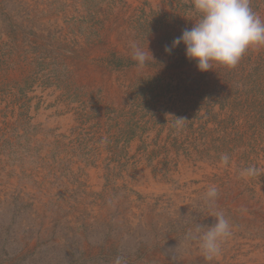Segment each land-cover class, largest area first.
I'll use <instances>...</instances> for the list:
<instances>
[{"label":"rangeland","instance_id":"1","mask_svg":"<svg viewBox=\"0 0 264 264\" xmlns=\"http://www.w3.org/2000/svg\"><path fill=\"white\" fill-rule=\"evenodd\" d=\"M197 18L192 0H0V264H264V47L201 73L165 52ZM214 209L232 235L208 260L185 237Z\"/></svg>","mask_w":264,"mask_h":264},{"label":"clouds","instance_id":"2","mask_svg":"<svg viewBox=\"0 0 264 264\" xmlns=\"http://www.w3.org/2000/svg\"><path fill=\"white\" fill-rule=\"evenodd\" d=\"M192 5L198 18L165 48L166 53L183 44L186 58L195 62L198 71L206 73L215 66L233 68L249 50L264 47V20L253 11L250 0H192ZM131 55L138 67L146 63L149 55L154 60L148 47L145 50L135 44L131 45ZM168 116L173 118L178 130L188 122L185 117ZM222 159L228 162L227 155ZM246 171L251 174L255 170ZM217 196V187L210 185L206 193L209 207L215 205ZM212 215L215 217L212 225L197 223L185 237L199 241L208 260L221 254L222 245L232 235L230 221L223 210L214 209ZM113 264H127V260L117 256Z\"/></svg>","mask_w":264,"mask_h":264},{"label":"bare ground","instance_id":"3","mask_svg":"<svg viewBox=\"0 0 264 264\" xmlns=\"http://www.w3.org/2000/svg\"><path fill=\"white\" fill-rule=\"evenodd\" d=\"M51 101V100H50ZM60 104V103H59ZM50 111V110H49ZM42 112V111H41ZM39 113H40V111H39ZM42 114V113H41ZM39 115V114H38ZM43 115V114H42ZM44 116H46V115H44ZM37 117V116H36ZM39 118V117H38ZM35 119V118H34ZM42 120H43V118H41ZM54 119V118H53ZM37 121V120H36ZM51 122H53V121H51ZM56 122V121H55ZM60 122V121H59ZM57 123V122H56ZM55 123V124H56ZM60 123H62V124H64L63 122H60ZM50 125V124H49ZM54 125V124H53ZM47 126V125H46ZM60 126V125H59ZM62 126V125H61ZM60 126V127H61ZM39 128V127H38ZM48 128V127H47ZM144 164V163H143ZM185 170V169H184ZM93 171V170H92ZM96 173V172H95ZM102 173V172H101ZM96 177V176H95ZM95 177L93 176V179H95ZM99 177V176H98ZM181 177V176H180Z\"/></svg>","mask_w":264,"mask_h":264}]
</instances>
